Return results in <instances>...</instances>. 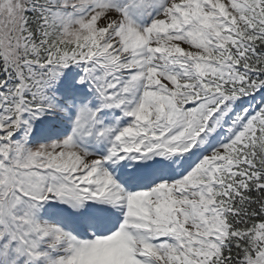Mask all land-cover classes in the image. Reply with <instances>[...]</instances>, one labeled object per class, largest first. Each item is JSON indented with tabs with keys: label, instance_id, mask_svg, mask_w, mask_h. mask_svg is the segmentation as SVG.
<instances>
[{
	"label": "snow or ice",
	"instance_id": "1",
	"mask_svg": "<svg viewBox=\"0 0 264 264\" xmlns=\"http://www.w3.org/2000/svg\"><path fill=\"white\" fill-rule=\"evenodd\" d=\"M0 264H264V0H0Z\"/></svg>",
	"mask_w": 264,
	"mask_h": 264
}]
</instances>
